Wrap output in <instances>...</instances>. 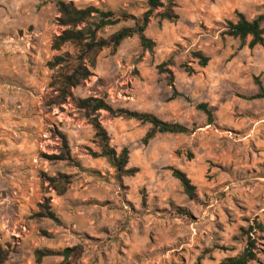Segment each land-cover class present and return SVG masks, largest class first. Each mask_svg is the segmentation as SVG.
Here are the masks:
<instances>
[{
	"label": "rangeland",
	"instance_id": "obj_1",
	"mask_svg": "<svg viewBox=\"0 0 264 264\" xmlns=\"http://www.w3.org/2000/svg\"><path fill=\"white\" fill-rule=\"evenodd\" d=\"M57 1L0 0L6 68L0 244L11 252L7 264H38V250L76 247L68 260L53 256L40 264H221L240 256L250 237L257 253L251 264H264V45L250 49V40L224 34L238 14L249 21L264 15V0H175L176 22H161L163 9L152 15L146 36L156 43L153 53L138 36L117 52H101L91 78L73 91L76 98H103L115 110L153 114L190 129L145 144L150 125L101 112L112 147L119 153L128 148L129 168L139 169L122 180L106 159L94 157L100 149L92 119L71 100L49 104L57 93L47 64L53 39L64 30ZM61 1L139 19L150 10L149 0ZM133 27V20L121 22L99 37ZM38 48L42 62L34 73ZM63 52L76 49L69 45ZM197 52L210 59L207 68ZM12 62L22 77L9 71ZM202 104L211 108L212 124L198 109ZM9 121L32 123L18 128ZM63 136L72 161L51 162L48 157L67 152ZM172 169L196 187L193 199ZM60 174L72 177L63 196L49 181ZM41 206L57 221L37 218Z\"/></svg>",
	"mask_w": 264,
	"mask_h": 264
},
{
	"label": "trees",
	"instance_id": "obj_2",
	"mask_svg": "<svg viewBox=\"0 0 264 264\" xmlns=\"http://www.w3.org/2000/svg\"><path fill=\"white\" fill-rule=\"evenodd\" d=\"M148 6L150 10L139 19L127 13L117 14L111 11L106 12L93 6L80 9L74 2L61 0L56 2V7L60 15L57 23L64 30L61 35L54 37L52 50L57 54L47 64V67L54 72L51 88H54L57 93L49 104L50 106L62 107L71 100L79 110L84 111L87 117L92 119L96 143L100 149V154L96 153L94 157L96 159H106L115 170V175L118 180L133 177L139 173V169L129 168L130 151L128 148H124L119 153L112 147V138L99 120L101 112H107L113 118L134 120L144 125H150L151 128L143 140L145 144H148L159 134H190V129L187 127L178 123L164 122L153 114L131 112L123 109L115 110L103 98L91 97L82 99L76 98L73 94L75 89L85 85L91 78L92 70L97 67L98 58L105 49H112L114 52H117L123 42L138 36L143 49L150 53L154 52L156 43L146 36V31L151 23L153 13L159 9L164 10L159 14L161 22H176L179 16L175 12V0H149ZM128 20L135 21V27L124 28L109 39L99 37V33L107 27L117 26L121 22ZM224 34L225 36L239 39L243 43L250 40V49L262 46L264 45V15L259 16L253 21H249L243 14H238V22H229ZM69 45L75 47V54L63 52L65 47ZM194 57L199 60L202 68L208 67L210 59L203 53H194ZM163 66H160V70L163 69ZM190 72V70H187V73ZM171 87L175 92V96L179 95L174 86L173 78H171ZM198 109L207 115L208 121L212 124L213 113L211 108L207 104H202L198 106ZM63 139L67 152H63L60 156L48 157V160L51 162L72 161L67 139L65 136H63ZM172 171L174 177L181 182L187 196L193 199L196 187L193 186L191 180L180 170L172 169ZM71 180L72 177L66 174H60L56 178H49L50 185L55 187L57 192H60V196L66 194V187L71 184ZM41 211L43 214H41L42 212L37 214V218H50L57 221L56 216L48 212V207L41 206ZM259 227L264 230L262 225ZM78 250H80L79 247L73 249L68 248L63 252H55L48 249L38 250L35 253L36 262L40 264L45 258L53 256H62L68 260L72 257L74 251ZM10 255V250L0 244V264H7ZM256 259V240L250 237L246 249L240 256L226 259L221 264H251Z\"/></svg>",
	"mask_w": 264,
	"mask_h": 264
},
{
	"label": "crops",
	"instance_id": "obj_3",
	"mask_svg": "<svg viewBox=\"0 0 264 264\" xmlns=\"http://www.w3.org/2000/svg\"><path fill=\"white\" fill-rule=\"evenodd\" d=\"M37 50H38V52H37L38 56L36 57V60L34 61V64H33L34 73L37 71L39 63L42 62V59L39 57V56H41V48H38ZM55 53H56L55 51L51 50V55L53 57L55 56ZM10 65H11V68L9 67V71L15 76L22 77L23 74L21 73L20 69L18 71V68L12 67V66L16 65V62H12V63H10ZM48 71H46V74L53 73V71H51L50 69ZM5 74H6L5 61L3 59H0V129H2L6 126V105H5L4 100H3V98H5V94H6V92H5L6 91L5 90V87H6V85H5ZM32 77L34 79H36L34 75H32ZM8 123L12 127L16 126V127L20 128V126L29 125L28 123H32V122H30V121H9ZM20 147H22V146H20Z\"/></svg>",
	"mask_w": 264,
	"mask_h": 264
}]
</instances>
